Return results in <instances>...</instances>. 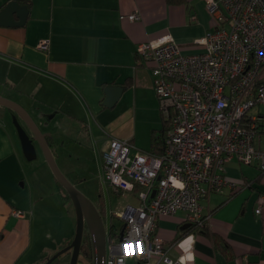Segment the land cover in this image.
I'll use <instances>...</instances> for the list:
<instances>
[{"label":"crops","instance_id":"crops-1","mask_svg":"<svg viewBox=\"0 0 264 264\" xmlns=\"http://www.w3.org/2000/svg\"><path fill=\"white\" fill-rule=\"evenodd\" d=\"M9 1L0 0V11ZM19 1L29 8L25 24H0V96L22 105L33 117L64 176L73 182L67 173L74 159L83 162L81 168H89L92 160L102 166V153L112 137L128 139L133 155L150 151L152 132L161 130L166 118L153 84V61L140 57L137 47L170 33L183 52L202 51L203 45L196 40L215 27L207 0ZM131 12H137L139 18L121 17ZM42 39L49 40L47 50L38 47ZM111 84L123 89L114 104L107 106L103 103L105 87ZM12 113L0 104V264H45L62 249L61 244L73 241L70 218L77 212L70 194L65 197L66 188L47 165L43 138L39 140L22 119L38 150L36 169L41 166L53 177L46 181V188H37L26 175L33 161L24 156ZM261 133L264 131L258 133L256 144L264 149ZM65 149L68 152L62 155ZM242 163L232 158L224 166L226 177L240 186L237 190L225 186L202 200L210 233H189L194 241L192 264H264V178L257 179L258 163H247L251 167ZM97 204L105 221L103 195ZM15 210L24 215L14 214ZM57 217H62L61 225ZM82 217L84 231L89 232L85 212ZM185 217V211L179 210L158 221L157 234L174 259L180 255L181 247L174 243ZM111 224L115 223H104L106 240ZM136 262L134 256H126L125 264Z\"/></svg>","mask_w":264,"mask_h":264},{"label":"built area","instance_id":"built-area-1","mask_svg":"<svg viewBox=\"0 0 264 264\" xmlns=\"http://www.w3.org/2000/svg\"><path fill=\"white\" fill-rule=\"evenodd\" d=\"M207 7L215 27L196 40L202 51L183 52L170 33L137 47L140 57L153 61V84L168 128L161 153L133 155L132 143L117 137L102 153L103 182L116 192L137 191L139 200L119 213L124 226L119 239L109 237L106 264H125L129 255L141 264H181L194 255L193 237L177 240L174 245L193 243L172 258L157 234L161 216L181 210L187 222L207 220L201 198L225 186L240 187L224 172L232 158L256 162L264 171V149L256 144L261 119L251 112L264 105V0H207ZM38 47L47 50L49 40Z\"/></svg>","mask_w":264,"mask_h":264},{"label":"water","instance_id":"water-1","mask_svg":"<svg viewBox=\"0 0 264 264\" xmlns=\"http://www.w3.org/2000/svg\"><path fill=\"white\" fill-rule=\"evenodd\" d=\"M15 14L18 18L15 17ZM29 14V8L26 3H22L19 0H11L6 6L0 11V24L3 25H12V26H21L24 25ZM122 86L120 85H107L105 87L106 99L103 102L104 105L112 106L115 100L122 92ZM0 104H3L9 109L13 111L12 120L13 124L17 130L19 139L21 141L22 150L24 156L27 160L32 161L38 157V150L36 144L34 142L33 136L30 134L22 119H25L34 134L38 137L39 140L42 141L43 138V147L48 159L49 165L53 170L57 179L62 183V185L69 192L72 201L74 203L78 223H77V232L74 235L73 241L62 248L60 251L51 256L45 264H49L52 260H54L57 256L61 255V253L65 252L67 249L72 250V260L71 264H77L80 255V249L82 244V238L84 234V221L82 217V213L85 212L87 216V225L89 228V232L91 235L92 241V250H93V264H106V237H105V227L103 218L101 217L99 211L92 204L91 200L88 199L84 193H82L74 183H72L67 177L64 176V173L58 167L56 160L54 159L53 152L50 150L49 144L46 142L45 136L42 133L41 129L34 121L33 117L23 108L22 105L0 96ZM29 116L31 122L28 121ZM49 136L52 137V132H48ZM41 136V138H40ZM189 223H185L181 226V228L187 227ZM124 225H122L123 228ZM72 247V248H71Z\"/></svg>","mask_w":264,"mask_h":264},{"label":"rangeland","instance_id":"rangeland-1","mask_svg":"<svg viewBox=\"0 0 264 264\" xmlns=\"http://www.w3.org/2000/svg\"><path fill=\"white\" fill-rule=\"evenodd\" d=\"M256 109L260 110L261 114L264 113V105H257L255 108L251 109V112L256 113L257 111H254ZM262 119H264V115H263ZM258 125H259V130L262 131V128H264V120L258 121ZM260 136H261V138H263V145H264V133H261ZM66 152H68V151H66V149H65V151H63L62 155L65 154ZM132 154H133V151H132ZM32 161L33 162H30V163H32L30 165H33L32 168L30 169L31 172L30 173L26 172V175L33 182L37 183V185H36L37 188H39L40 185L42 186V188H46V181L47 180L52 181L51 177H53V176H51L52 175L51 172L50 171L47 173H46V171L44 172V168L41 166L36 169L38 163L35 162L36 159L32 160ZM235 162H237V161H235ZM61 164H62V161H61ZM82 164H83V162L79 161L77 159L71 160L70 161V168H72V169H71V171H69L67 173L68 177L70 179H72V181H73L72 183H74L76 185V187L82 193H85L86 196L91 201H93V203L96 205V207L98 206L97 200H98L99 195L100 194L103 195L105 197V200H106L107 215H106L105 221H106L107 226L111 223V221L114 222L115 225L120 226L121 224H123L124 219L123 218L121 219V217L119 216V213H121L124 210L125 206L128 203L135 205V206L138 205L139 200H138L137 193H136L137 191H133V192L123 191L122 193H118L115 190H113V188L110 185L106 184L107 182L106 183L103 182L102 166L99 165L97 160H94V161L92 160V162H89V164L91 165L89 168H85V167L81 168ZM47 165H48L49 169L53 172L49 163ZM242 165L247 166V167H251L247 163H242ZM252 165H254V164H252ZM225 167L227 168V164H225ZM62 170L67 172L68 169L65 167H62ZM225 171H226V169H225ZM227 176L232 178L229 174H227ZM214 194L222 195L219 192H214ZM203 199H204V196L201 198V203H202ZM56 209H57V207H56ZM15 211H19V210H15ZM15 211H14V214H15ZM19 212L21 214L18 216L24 215L23 211H19ZM61 218L62 217H57L59 225L62 224ZM77 219H78V217L76 215H73L70 218V221L72 224L73 234L74 233L76 234V232H77ZM105 221L103 220L104 223H105ZM107 240H108V238H107ZM60 250H58V251H60ZM57 252H55V253H57ZM71 252H72V249H71ZM68 254L69 253H64V252L61 253L60 257L63 259L64 262L59 263V264H71L72 256H69ZM60 262H61V260H60ZM77 264H90V262L87 259H81L80 258L78 260Z\"/></svg>","mask_w":264,"mask_h":264},{"label":"trees","instance_id":"trees-1","mask_svg":"<svg viewBox=\"0 0 264 264\" xmlns=\"http://www.w3.org/2000/svg\"><path fill=\"white\" fill-rule=\"evenodd\" d=\"M172 3H181L183 2L184 0H168ZM264 115V113H263ZM263 115H259L260 119L261 120H264L262 119ZM163 127L161 128V130H153L152 132V141H151V149H150V152H153V153H161L164 151V135L167 131V128H168V125H167V119H164L163 118ZM260 120V121H261ZM262 131H264V128H262ZM260 132V130L258 131ZM259 178H257L258 180L260 179V177L263 179L264 178V171L261 169L260 171V174H259ZM62 189H64L63 187H61ZM64 192H65V197L69 198V193L64 189ZM235 194V193H234ZM100 198L102 199V196H100ZM104 205V200L102 199L101 200V206ZM102 210L104 207H101ZM185 223H189L187 225V227L183 228L181 230V233L180 235L177 237V239H181L182 237H184L185 235L191 233V232H204L205 234H209V228H208V225H207V220H203L201 224H198L197 222L195 223H190V222H187L186 220L184 221L183 224ZM122 225L121 224V227H118L117 225L115 224H111L110 227H109V237L111 239H119V236H120V230L122 229ZM2 236V232L0 231V237ZM213 236V239H215V236ZM68 244H70V242L68 243H63L61 244V248H64L66 247ZM223 245V244H222ZM227 245V244H226ZM71 249H67L65 252H69L70 253ZM61 255L57 256L54 260H52L49 264H59L60 263V257ZM87 259L88 261L92 262L93 260V250H92V241H91V237H90V234L89 232H84L83 234V238H82V244H81V249H80V255H79V259ZM136 264H141L139 260H137Z\"/></svg>","mask_w":264,"mask_h":264},{"label":"clouds","instance_id":"clouds-1","mask_svg":"<svg viewBox=\"0 0 264 264\" xmlns=\"http://www.w3.org/2000/svg\"><path fill=\"white\" fill-rule=\"evenodd\" d=\"M109 237V234H108ZM193 243V241L191 239L185 240L180 247L184 248L185 251L188 250L189 246H191V244ZM184 260H187L189 262H193L195 260V256L193 254H189L186 257L182 258L181 260V264H184Z\"/></svg>","mask_w":264,"mask_h":264},{"label":"flooded vegetation","instance_id":"flooded-vegetation-1","mask_svg":"<svg viewBox=\"0 0 264 264\" xmlns=\"http://www.w3.org/2000/svg\"><path fill=\"white\" fill-rule=\"evenodd\" d=\"M85 232V231H84ZM87 232V231H86Z\"/></svg>","mask_w":264,"mask_h":264}]
</instances>
